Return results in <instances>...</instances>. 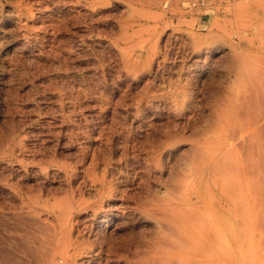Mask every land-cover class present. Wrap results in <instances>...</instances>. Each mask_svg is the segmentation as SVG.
Instances as JSON below:
<instances>
[{
    "label": "rangeland",
    "instance_id": "rangeland-1",
    "mask_svg": "<svg viewBox=\"0 0 264 264\" xmlns=\"http://www.w3.org/2000/svg\"><path fill=\"white\" fill-rule=\"evenodd\" d=\"M190 1L0 0V191L9 192H0V264H152L117 236L90 231L78 208L62 223L58 206L88 201V175L118 166L142 148L132 139L141 131L139 116L130 111L133 105L126 107L140 82L124 75L122 56L143 64L158 54L176 67L191 62L186 51L192 43L219 49L227 35L262 30L252 24L264 21V0H204L195 9ZM205 62L213 66L217 60ZM123 127L131 135L121 134ZM46 245L59 249L50 261L39 255ZM263 259L238 264H264Z\"/></svg>",
    "mask_w": 264,
    "mask_h": 264
},
{
    "label": "bare ground",
    "instance_id": "bare-ground-1",
    "mask_svg": "<svg viewBox=\"0 0 264 264\" xmlns=\"http://www.w3.org/2000/svg\"><path fill=\"white\" fill-rule=\"evenodd\" d=\"M252 29L247 35H227L226 45L219 49L192 43L186 51L191 62L176 67L166 66L158 54L143 64L122 56L124 75L140 82L125 106L133 105L130 111L139 116L135 123L141 131L131 138L142 148L122 164L98 166V172L88 175L91 196L85 192L90 199L71 198L59 204L62 223L69 219L67 212L78 208L90 231L111 240L117 236L152 264H238L264 258V21H256ZM207 58L217 63L211 66ZM125 129L121 134L131 135ZM123 142V147L128 144ZM64 197L61 203L66 202ZM65 235L59 246L64 245ZM57 251L47 246L39 255L50 261Z\"/></svg>",
    "mask_w": 264,
    "mask_h": 264
},
{
    "label": "built area",
    "instance_id": "built-area-1",
    "mask_svg": "<svg viewBox=\"0 0 264 264\" xmlns=\"http://www.w3.org/2000/svg\"><path fill=\"white\" fill-rule=\"evenodd\" d=\"M204 4H205L204 0H191L190 1V7L192 9L202 7L204 6Z\"/></svg>",
    "mask_w": 264,
    "mask_h": 264
}]
</instances>
